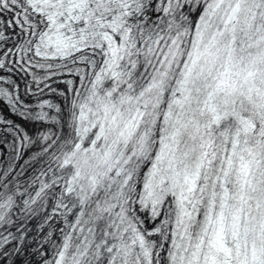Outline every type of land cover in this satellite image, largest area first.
<instances>
[{"label":"snow or ice","instance_id":"6c2138e0","mask_svg":"<svg viewBox=\"0 0 264 264\" xmlns=\"http://www.w3.org/2000/svg\"><path fill=\"white\" fill-rule=\"evenodd\" d=\"M0 264H264V0H0Z\"/></svg>","mask_w":264,"mask_h":264}]
</instances>
